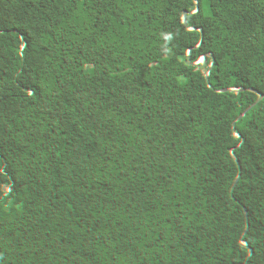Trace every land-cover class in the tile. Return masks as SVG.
Segmentation results:
<instances>
[{
    "label": "trees",
    "instance_id": "1",
    "mask_svg": "<svg viewBox=\"0 0 264 264\" xmlns=\"http://www.w3.org/2000/svg\"><path fill=\"white\" fill-rule=\"evenodd\" d=\"M263 87L264 0H0V264H264Z\"/></svg>",
    "mask_w": 264,
    "mask_h": 264
},
{
    "label": "rangeland",
    "instance_id": "2",
    "mask_svg": "<svg viewBox=\"0 0 264 264\" xmlns=\"http://www.w3.org/2000/svg\"><path fill=\"white\" fill-rule=\"evenodd\" d=\"M239 111L247 113L251 117L250 132L256 137L263 133L264 118V87L255 95V99L242 103ZM132 237L142 241V246L137 251L138 256H143L155 251L157 248L172 249L177 245L175 237L160 229L157 215L151 210L137 215L131 223Z\"/></svg>",
    "mask_w": 264,
    "mask_h": 264
}]
</instances>
